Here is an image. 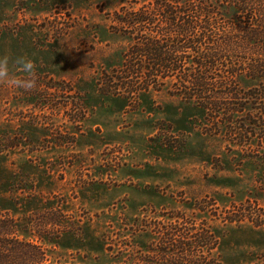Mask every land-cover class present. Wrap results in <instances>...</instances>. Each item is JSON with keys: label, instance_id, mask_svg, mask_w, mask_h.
Returning a JSON list of instances; mask_svg holds the SVG:
<instances>
[{"label": "rangeland", "instance_id": "rangeland-1", "mask_svg": "<svg viewBox=\"0 0 264 264\" xmlns=\"http://www.w3.org/2000/svg\"><path fill=\"white\" fill-rule=\"evenodd\" d=\"M128 1L0 0V55L27 56L37 74L30 92L0 85V211L42 245L41 264L127 261L179 211L214 227L221 264H264V109L232 118L244 138L204 130L201 112L164 90L99 92L129 42L114 31Z\"/></svg>", "mask_w": 264, "mask_h": 264}, {"label": "trees", "instance_id": "trees-1", "mask_svg": "<svg viewBox=\"0 0 264 264\" xmlns=\"http://www.w3.org/2000/svg\"><path fill=\"white\" fill-rule=\"evenodd\" d=\"M114 31L129 42L114 66V85L109 79L99 92L129 98L164 90L196 107L204 130L210 123L221 124L243 130L247 138L243 120L232 118L247 109V115L264 109L257 101L264 99V0H129L114 11ZM234 208L227 213H235ZM179 212L167 213L168 221L153 230L155 241L138 244L132 261L119 264H221L214 252L219 241L214 227L188 222ZM1 213L8 218L2 214L0 228L10 232H0V264H41L42 245L19 237L17 219ZM244 219L233 215L224 220ZM47 220L59 231L58 220Z\"/></svg>", "mask_w": 264, "mask_h": 264}, {"label": "clouds", "instance_id": "clouds-1", "mask_svg": "<svg viewBox=\"0 0 264 264\" xmlns=\"http://www.w3.org/2000/svg\"><path fill=\"white\" fill-rule=\"evenodd\" d=\"M14 73H23L24 75L17 76ZM0 85L12 89H23L26 92L35 90L37 74L34 61L25 55L14 58L7 53L0 55Z\"/></svg>", "mask_w": 264, "mask_h": 264}]
</instances>
